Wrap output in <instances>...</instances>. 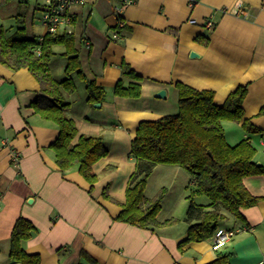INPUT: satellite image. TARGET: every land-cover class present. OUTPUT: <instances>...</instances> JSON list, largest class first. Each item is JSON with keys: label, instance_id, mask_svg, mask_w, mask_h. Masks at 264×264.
<instances>
[{"label": "crops", "instance_id": "0c3cea01", "mask_svg": "<svg viewBox=\"0 0 264 264\" xmlns=\"http://www.w3.org/2000/svg\"><path fill=\"white\" fill-rule=\"evenodd\" d=\"M115 1L90 0L77 21V34L84 29L79 35L84 71L106 88L101 107L89 104L86 93L80 107L70 101L68 109L79 134L102 136L110 149L94 163L98 181L92 189L77 166L62 172L57 164L52 144L59 128L32 106L41 91L38 79L28 68L11 69L0 62V264H11L10 238L20 216L38 228L24 248L39 253L42 264H79L82 250L99 264H207L223 253L231 254L230 264H264V174L244 179L250 193L261 199L244 209V219L225 212L218 228L239 231L218 250L212 247L213 236L182 243L190 224L176 212L188 201L190 175L178 165L156 167L179 170L185 177L169 212H162L171 194L167 186L149 196L166 188L158 218L177 222L151 230L116 219L135 170L130 150L139 124L177 113L168 102L178 100L177 82L214 90L218 105L239 86H247L244 119L260 132H247L243 119L230 124L236 128L234 139L232 130L228 136L225 131L226 138L233 144L249 138L257 148L255 161L264 165V0H197L193 6L188 0H139L124 10L119 27ZM94 10L100 25L89 22ZM117 30L120 36L114 38ZM46 31L42 22L29 30L32 36ZM200 35L209 41L200 43ZM123 61L143 77L138 99L114 93ZM160 90L165 97L156 96ZM16 152L21 155L18 165L13 162ZM106 186L116 201L103 195Z\"/></svg>", "mask_w": 264, "mask_h": 264}, {"label": "trees", "instance_id": "16d2710c", "mask_svg": "<svg viewBox=\"0 0 264 264\" xmlns=\"http://www.w3.org/2000/svg\"><path fill=\"white\" fill-rule=\"evenodd\" d=\"M78 19L76 20V22ZM12 26L0 22V62L11 69L28 68L38 79L41 91L32 102L40 116L59 128V136L52 144L56 161L62 172L75 166L91 184L98 181L94 163L110 153L102 136L79 134L76 120L68 114L71 102L67 93L77 90L76 79L81 80L86 89L87 102L91 105L103 103L106 88L95 79H90L84 71L80 56L82 35L77 33H45L30 36L28 28L22 24L12 32ZM82 33L84 29L80 30ZM80 32V33H81ZM198 41L207 43L208 37L199 36ZM62 46L63 51L56 50ZM41 54H37V49ZM60 54L66 59L65 77L57 78L52 72V59ZM122 75L114 93L118 97L138 99L142 96L143 77L123 61ZM178 111L156 120H143L131 142L130 154L136 159L135 170L128 179L125 200L117 220L138 227L153 229L173 224L177 218L160 221L158 215L167 193L162 188L154 197L146 194L151 172L160 165H178L190 174L187 196L188 205L184 220L190 226L188 236L182 243L203 241L214 236L219 223L230 213L244 219V209L258 203L261 197L252 195L244 183L248 176L264 174V165L255 161L257 148L249 138L237 144L227 141L223 122L244 119V99L247 86H239L231 92L223 105L214 101L215 91L197 89L183 82H177ZM247 132L257 133L260 128L250 119L243 123ZM103 195L116 201L103 189ZM206 195L209 203H198L195 197ZM37 226L28 218L20 216L12 229L9 261L21 264H42L39 253H29L24 241L32 238ZM79 264H99L86 251L81 252ZM230 253H223L207 264H230Z\"/></svg>", "mask_w": 264, "mask_h": 264}, {"label": "rangeland", "instance_id": "374dc122", "mask_svg": "<svg viewBox=\"0 0 264 264\" xmlns=\"http://www.w3.org/2000/svg\"><path fill=\"white\" fill-rule=\"evenodd\" d=\"M46 0H0V22L3 23L5 26H12L11 31L14 32L18 26L24 24L28 28V33L30 36H32L31 32L29 30L31 29V26L36 23H40L41 18H42V8L45 5ZM84 10V8L81 9V11ZM97 11L94 10L93 15L91 16V19L89 20L90 23H95L96 25H100L101 21H97L95 16H96ZM33 22V23H32ZM82 27V21L79 24V29ZM78 36L80 35V31L77 34ZM56 50L61 52L63 51L62 46H57ZM82 50H84V47L82 45ZM65 65H66V59L61 56L60 54H56L53 59H52V72L53 74L59 78L62 79L65 77ZM77 83V90L75 93H67V100L71 101L73 104L76 103L78 107H80V103H84V96L86 94V89L84 83L79 80L78 78L76 79ZM169 106L173 111H178V100L177 98L175 100L170 99L169 101ZM77 107V108H78ZM233 121H228L225 125V131L228 134L233 131L232 135H229L231 138V141L234 139L235 135V129L229 128L232 124ZM235 126V125H232ZM231 126V127H232ZM229 143L230 140H227ZM241 141V140H240ZM240 141H237L240 142ZM235 143V144H237ZM232 144V143H231ZM260 164V163H258ZM175 166V165H172ZM183 168V167H182ZM186 174H188V171L184 168L183 169ZM148 181V185L146 188V194L148 196H153L156 192L157 189L160 187V185L167 186L170 191V195L166 201V204L164 205V212L163 214H166L169 212V210L173 206V200H177L176 198L179 195L180 189L178 187H182L185 177L181 175V173L178 171H175L174 169H168V167L164 168H155L153 172H151ZM190 175V174H189ZM190 193V189L187 190V194ZM180 199V198H179ZM195 201L198 203H206L209 202V198L206 197V195H198L195 198ZM188 200V199H187ZM176 202V201H175ZM180 202V200H179ZM185 204L183 206H180V211L176 212L178 216H184L186 214V209L188 205V201L184 202ZM187 204V205H186Z\"/></svg>", "mask_w": 264, "mask_h": 264}, {"label": "built area", "instance_id": "2783aa9c", "mask_svg": "<svg viewBox=\"0 0 264 264\" xmlns=\"http://www.w3.org/2000/svg\"><path fill=\"white\" fill-rule=\"evenodd\" d=\"M139 0H116L113 4V13L117 16V26L123 25L122 13L130 5L136 4ZM197 0H188L189 5H195ZM90 0H46L42 8L41 21L45 25L46 33L59 34V33H77V22L80 9L85 6ZM196 22L195 19H191ZM209 27L214 26V22L209 20L207 22ZM114 38L120 36L117 30L113 33ZM87 46L90 47L91 43L87 41ZM37 54H41V49H37ZM21 155L16 152L13 155L14 164L18 165ZM239 230L233 228H218L213 236V249L218 250L225 246Z\"/></svg>", "mask_w": 264, "mask_h": 264}, {"label": "water", "instance_id": "95a60500", "mask_svg": "<svg viewBox=\"0 0 264 264\" xmlns=\"http://www.w3.org/2000/svg\"><path fill=\"white\" fill-rule=\"evenodd\" d=\"M192 55H195V53L193 52ZM157 97L159 98H163L166 96V91L165 90H160L157 94H156ZM101 103H95V107H101ZM13 264H21V263H13Z\"/></svg>", "mask_w": 264, "mask_h": 264}]
</instances>
